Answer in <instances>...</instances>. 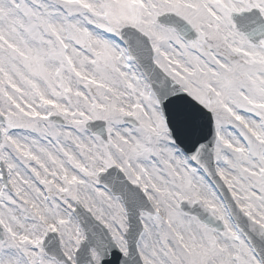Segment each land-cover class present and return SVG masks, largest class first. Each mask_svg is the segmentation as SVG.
Wrapping results in <instances>:
<instances>
[{"label":"snow or ice","instance_id":"obj_1","mask_svg":"<svg viewBox=\"0 0 264 264\" xmlns=\"http://www.w3.org/2000/svg\"><path fill=\"white\" fill-rule=\"evenodd\" d=\"M0 264H264V0H0Z\"/></svg>","mask_w":264,"mask_h":264}]
</instances>
